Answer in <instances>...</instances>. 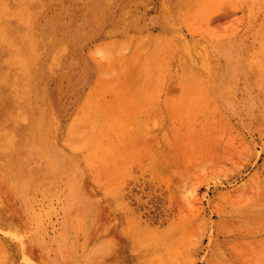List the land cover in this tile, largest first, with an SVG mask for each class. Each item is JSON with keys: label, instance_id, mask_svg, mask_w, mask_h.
I'll list each match as a JSON object with an SVG mask.
<instances>
[{"label": "rangeland", "instance_id": "374dc122", "mask_svg": "<svg viewBox=\"0 0 264 264\" xmlns=\"http://www.w3.org/2000/svg\"><path fill=\"white\" fill-rule=\"evenodd\" d=\"M0 264H264V0H0Z\"/></svg>", "mask_w": 264, "mask_h": 264}]
</instances>
